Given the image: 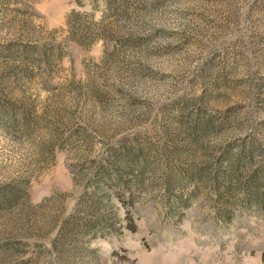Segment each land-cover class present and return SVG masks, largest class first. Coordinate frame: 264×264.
I'll list each match as a JSON object with an SVG mask.
<instances>
[{"label": "rangeland", "instance_id": "1", "mask_svg": "<svg viewBox=\"0 0 264 264\" xmlns=\"http://www.w3.org/2000/svg\"><path fill=\"white\" fill-rule=\"evenodd\" d=\"M0 264H264V0H0Z\"/></svg>", "mask_w": 264, "mask_h": 264}, {"label": "trees", "instance_id": "2", "mask_svg": "<svg viewBox=\"0 0 264 264\" xmlns=\"http://www.w3.org/2000/svg\"><path fill=\"white\" fill-rule=\"evenodd\" d=\"M18 192H15L14 194H13V196L11 197V198H9V199H7V200H3L2 201V205H7V204H11L14 200H15V197H16V194H17Z\"/></svg>", "mask_w": 264, "mask_h": 264}]
</instances>
